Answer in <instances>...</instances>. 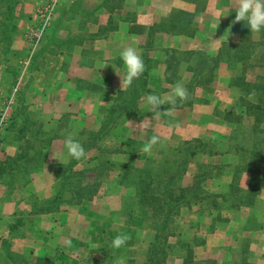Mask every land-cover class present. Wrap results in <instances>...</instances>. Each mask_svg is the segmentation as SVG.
<instances>
[{"label":"rangeland","instance_id":"obj_1","mask_svg":"<svg viewBox=\"0 0 264 264\" xmlns=\"http://www.w3.org/2000/svg\"><path fill=\"white\" fill-rule=\"evenodd\" d=\"M11 1L16 5L9 19L5 5ZM51 1L0 0V179L16 176L9 169L2 173L1 168L17 158L26 174H35L41 170L39 162L49 155L60 153L64 157L63 164L53 172L58 190L65 174L67 202L51 206L53 199L39 201L33 197L30 205L32 213L48 216L49 224L56 222L51 218L54 210H74L81 229L93 234L95 243L88 251L81 243L83 247L71 260L73 264H116L119 258L125 264H264V134H258L259 118L254 112L263 103L260 84L264 68L252 66L251 52L240 51L241 38L246 46L253 41L264 49V31L251 33L243 22L234 24L228 49L219 59L196 51H164L162 57L166 61L169 54L175 67L173 79L183 85L191 77L188 69L194 59L213 61L211 80L195 89L192 106L178 109L174 105L170 114L152 126L145 119L151 114L139 110L140 116L124 117L106 136L96 137L110 108L122 102L128 91L129 87L121 84L122 62L113 60L109 79L104 78L107 85L111 84V93L93 107L87 96L82 98L75 92V87L61 88L57 82L67 85L71 76L80 74L70 66L71 45L77 41L76 26L79 33L85 27L82 22H71L78 7L81 10L79 3L60 9V0L44 22V8ZM192 1H200L197 12L208 8L218 15L226 11L231 20L235 19L238 0H210L209 5V0ZM156 23L144 40L150 49L158 46L157 32H195L194 22L189 25L187 16L179 12ZM156 66L151 63L146 67L140 81L147 79ZM167 80L165 76L166 84L157 90L146 88V93H169L175 84ZM57 86V97L64 101H45V92H55ZM226 86L228 91H221ZM78 95L84 103H79ZM215 95L221 99L232 96L233 102L226 108L210 105V115L196 109V105L211 104L209 99ZM144 102L145 97H140L139 109ZM165 105L162 112L170 107ZM143 120L149 124L148 131L140 124ZM152 135L159 136V143L145 152L146 140ZM68 136L79 140L86 151L85 158L74 160L76 166L71 170L66 167L73 159L63 146ZM181 164L180 176L167 194V177ZM189 188L200 193L172 215L168 230L155 241L153 223L162 219L157 204L160 195L173 197ZM74 195L80 197L72 198ZM45 208L50 212L42 211ZM121 233L129 240L120 249L112 248L111 241ZM154 248L157 253H150ZM59 250H48L34 264H54Z\"/></svg>","mask_w":264,"mask_h":264},{"label":"crops","instance_id":"obj_2","mask_svg":"<svg viewBox=\"0 0 264 264\" xmlns=\"http://www.w3.org/2000/svg\"><path fill=\"white\" fill-rule=\"evenodd\" d=\"M230 1L233 3L234 0ZM75 3H79L81 10L78 7V12L71 22L84 23L85 31L79 33L78 26L75 28L74 37L77 41L71 45L73 59L70 66L75 67L77 75L80 74L76 77L71 76L67 85L60 81L57 84L62 85L61 88L75 87L77 94L82 95V98L87 96L88 102L93 103L91 107L102 102L106 95L111 93V84L107 85L109 79L107 73L109 74L111 70L113 60H120L119 53L126 47L137 48L147 68L151 63L157 65L156 70H150L148 78L141 82L145 85L140 94L143 98L146 88L157 90L163 83L166 84L164 51H196L207 57L217 58L223 44L228 43L233 37V33L230 32L228 37L222 38L225 32L231 28L230 15L226 11H222L218 15L213 14L208 11V8L197 12V4L200 1L60 0L58 8L61 9L68 5L70 7ZM211 3L209 0L208 5ZM174 12H179L184 17L187 16L189 25L194 22L195 32L172 34L157 32L155 35H158V39L155 43H158V46L150 49L144 40L149 37L157 24L156 22H160L165 16ZM160 46L161 49H158ZM61 52L63 53V51ZM104 78L108 79L104 81ZM220 80L225 83V79ZM61 88L59 92H62ZM221 91H228L227 86ZM56 92L58 90L53 92L52 89L45 92V101H64V98L57 97L58 93ZM156 94L161 95L165 99V104H168L167 92ZM79 95L77 100H80ZM232 98L231 96L221 99L215 95L209 99L211 104L202 107L196 105V109L204 110V113L210 115V105L226 108L227 105L232 104ZM79 103L84 102L80 100ZM142 105L143 107L140 109L138 107L141 114H151L146 102ZM153 123L151 122V126ZM218 124L222 125L223 123L218 121ZM57 156L60 157V153H57ZM57 156L49 155L44 161L41 160L40 164L38 163L41 170L35 174L34 171L26 174L25 166L22 165L16 169L14 178L9 176L14 181L0 179V264H34L45 257L48 250L56 248L60 249V254L54 264L63 262L64 264L66 262L73 264L71 260L76 258L82 245L87 247L88 251V248L95 243L92 240L93 234L88 233V230L84 232L79 222L75 221L74 210L61 212L55 210L51 218L53 216L56 222L53 220L52 224L46 222L48 216L45 214L31 212L30 202L33 197L39 201H47L53 199L58 191L56 187L58 180L55 178L53 170L63 164L64 157L62 156L60 159ZM21 172L25 174L22 175ZM49 230L51 233L48 232Z\"/></svg>","mask_w":264,"mask_h":264},{"label":"trees","instance_id":"obj_3","mask_svg":"<svg viewBox=\"0 0 264 264\" xmlns=\"http://www.w3.org/2000/svg\"><path fill=\"white\" fill-rule=\"evenodd\" d=\"M5 2H7V0H5ZM15 5H16L15 1H11L10 3H7L5 5L6 13L8 14L7 16L9 19L12 18V14L14 11L13 9ZM232 21L233 19L231 20V32L233 33L235 31H234ZM241 41H242V45L240 47L241 48L240 51L243 53L247 51L249 55H250V52L253 54L250 57L252 66H258V67L264 68V49H262L263 47L261 48L260 44L252 43L253 41H250L249 45L246 46L244 45V42H243L244 38H241ZM228 44L229 42L223 44L219 52V55L217 57L218 59L222 51L228 49ZM254 49H256V52L254 51ZM201 59H202L201 57H197L196 59H194L192 65L191 64L189 65L188 72L191 74V77L184 84L188 92V99L182 103L179 100H177L175 104L176 108H180V106H190V105L192 106L193 103H191L192 101L191 97L194 95L195 89L197 87L204 85L203 83L207 84L210 82L211 74L214 71V67L211 66V63H213V61L208 60V61H205L204 63L202 62ZM165 62H166L165 76L168 79L167 83L174 85L175 83H177V81L173 79L171 74L175 70V67L173 66V62L170 60L169 54L167 55ZM260 85L262 86V89H263L262 90L263 96L261 95V97L263 98V103L262 105H259V106L257 105V109L254 111L256 114H258L259 126L261 127V129L260 127H258V130H260V132H258L259 135L264 134V78ZM144 88H145V85L141 84L140 79L135 81L134 84L128 88V91L125 94V99L122 100V102L110 108L106 121L102 125V127L99 129L98 133H96L97 134L96 137L106 136L110 131H112L117 126L118 121H120L124 117L140 116L139 109H138V102L141 97L140 95L141 91H143ZM27 161H31V159H28ZM18 162L19 160L17 158L16 160H14V163L2 165L1 172L4 173L5 170L9 169L10 172L15 173L16 169L19 166H21V164H18ZM75 166H76V163H74V160H73L66 167V169L71 170ZM182 166L183 164H181L175 172L171 173L167 177V185H168L167 194L171 192V189H169V186L174 184L175 179L179 178L181 170H182ZM11 169H14V170H11ZM64 176L65 174H63L62 178L60 179L59 190L57 191L53 200L50 202L51 206L61 205L67 202L64 199V189H65L64 186H65V181H66V177ZM199 193L200 191L194 190L193 188H189L186 190H181L180 194H178L177 196H173V197L170 195L168 196L166 194L160 195L161 198L159 199L157 204L160 205L159 210L162 214V219L156 222L154 221L153 223L154 224L153 229H155L156 231L155 237H154L155 241L160 239V237L165 233V231L168 230L172 215L175 212L179 211L181 208L188 206L190 201L194 199L196 195H198ZM78 197H80V195L78 196L74 195L72 198L77 199ZM166 198H167L166 203L161 204L160 203L161 200L166 199ZM42 211L50 212L48 211V208H45V210L42 209ZM150 253L156 254L157 250L154 248V250L150 251Z\"/></svg>","mask_w":264,"mask_h":264},{"label":"clouds","instance_id":"obj_4","mask_svg":"<svg viewBox=\"0 0 264 264\" xmlns=\"http://www.w3.org/2000/svg\"><path fill=\"white\" fill-rule=\"evenodd\" d=\"M235 13V19L232 21L233 25L243 22V25L246 24L251 33H260L261 31H264V0H238V8ZM229 29L225 32L224 37L222 38H225V36L228 37L231 32V28ZM119 59L122 62L123 71V78L121 79L122 87H131L134 82L139 80L146 72L144 59L135 47L124 48L119 53ZM167 95L169 97L168 106L170 107L162 112L161 107L165 105V99L161 95L153 94L151 92L145 94L146 105L149 106V111L151 113L150 117L145 118L149 121V124L158 119H162L167 114H170L172 107L176 104L177 100L184 102L188 99L187 89L181 82H177ZM140 124L144 125V131L149 130V124H144V120ZM159 140L160 138L157 135L148 137L143 150L145 152L150 151L154 145L159 143ZM63 146L66 150L67 156L73 160L79 161L86 157L84 146L79 140L72 136H68L64 140ZM128 240L129 236L127 234H118L111 241V247L114 249H120L126 245ZM116 264H125V261L123 258H119L117 259Z\"/></svg>","mask_w":264,"mask_h":264},{"label":"built area","instance_id":"obj_5","mask_svg":"<svg viewBox=\"0 0 264 264\" xmlns=\"http://www.w3.org/2000/svg\"><path fill=\"white\" fill-rule=\"evenodd\" d=\"M51 2H52L51 5H49V6L47 5V7L44 8V14H43L44 22H47L49 20L50 11H51L52 7H54V4L56 3V0H52Z\"/></svg>","mask_w":264,"mask_h":264}]
</instances>
